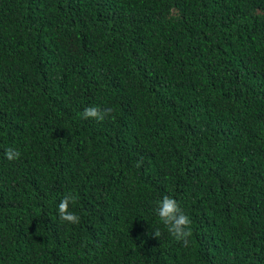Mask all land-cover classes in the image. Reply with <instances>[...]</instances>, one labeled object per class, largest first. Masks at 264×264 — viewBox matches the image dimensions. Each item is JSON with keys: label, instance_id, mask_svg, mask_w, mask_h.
Returning a JSON list of instances; mask_svg holds the SVG:
<instances>
[{"label": "trees", "instance_id": "1", "mask_svg": "<svg viewBox=\"0 0 264 264\" xmlns=\"http://www.w3.org/2000/svg\"><path fill=\"white\" fill-rule=\"evenodd\" d=\"M0 264H264V0H0Z\"/></svg>", "mask_w": 264, "mask_h": 264}, {"label": "clouds", "instance_id": "2", "mask_svg": "<svg viewBox=\"0 0 264 264\" xmlns=\"http://www.w3.org/2000/svg\"><path fill=\"white\" fill-rule=\"evenodd\" d=\"M111 109L101 110L99 107H87L84 109L83 117L93 118L96 120H104L105 116L111 113ZM5 157L9 161L18 160L21 156L19 150L11 147L7 148L4 153ZM77 202V197L73 194H66L60 200L58 205L59 218L62 221L70 224H78L80 222V216L71 211L70 207L74 206ZM156 215L159 217L162 224L165 226L167 232L177 241L187 243L192 235L191 232V218L181 208L179 202L169 196L165 195L157 202L155 209ZM152 235L156 238H160L162 235L159 228L152 231Z\"/></svg>", "mask_w": 264, "mask_h": 264}]
</instances>
